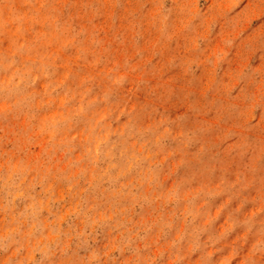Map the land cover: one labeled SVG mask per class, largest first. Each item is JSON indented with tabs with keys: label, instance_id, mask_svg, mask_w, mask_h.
<instances>
[{
	"label": "rangeland",
	"instance_id": "1",
	"mask_svg": "<svg viewBox=\"0 0 264 264\" xmlns=\"http://www.w3.org/2000/svg\"><path fill=\"white\" fill-rule=\"evenodd\" d=\"M0 264H264V0H0Z\"/></svg>",
	"mask_w": 264,
	"mask_h": 264
}]
</instances>
